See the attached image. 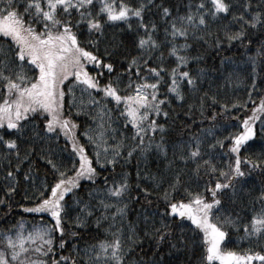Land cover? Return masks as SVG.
I'll return each instance as SVG.
<instances>
[{
	"label": "snow or ice",
	"instance_id": "snow-or-ice-1",
	"mask_svg": "<svg viewBox=\"0 0 264 264\" xmlns=\"http://www.w3.org/2000/svg\"><path fill=\"white\" fill-rule=\"evenodd\" d=\"M0 41V212L20 194L39 218L0 232V264H264V0H0ZM254 44L247 69L224 54ZM209 48L220 67L201 66ZM241 71L243 104L229 98ZM82 114L96 127L78 135ZM134 154L133 177L123 169ZM150 157L163 167L153 172ZM118 165L119 180L102 177ZM244 195L246 222L235 211ZM130 203L143 227L128 222L125 234ZM90 223L107 224L108 238L81 246ZM229 229L248 246L229 248ZM145 239L150 256L137 252Z\"/></svg>",
	"mask_w": 264,
	"mask_h": 264
},
{
	"label": "trees",
	"instance_id": "trees-1",
	"mask_svg": "<svg viewBox=\"0 0 264 264\" xmlns=\"http://www.w3.org/2000/svg\"><path fill=\"white\" fill-rule=\"evenodd\" d=\"M181 11H183V9H181ZM113 33H115L117 36H120L121 33V29H113L112 30ZM259 37V34L257 33V38ZM121 39H124L123 36H120ZM3 41H0V44H2ZM254 50L252 52H248L244 49H240L239 46H236L233 50H231L230 52H225V55H232L233 59L237 62V64L239 65L240 69H247V57L249 56H256L257 53L255 52V47H258V45L254 44ZM213 56H215V52L212 49H208L207 54L205 55V60H206V64L201 65L202 67H209L211 66L212 68H216V67H220L219 65V57H217L215 60L213 59ZM89 71H93V69L91 67H89ZM250 71V70H248ZM248 71H241L239 72V75L241 77V80L236 82L235 88H229V98L230 99H234L237 100L239 103L243 104L247 99H248V95L247 92L245 91V87H246V82H247V74ZM257 71L259 72V62L257 65ZM216 73L213 72L212 73V79L215 80L216 79ZM104 79H106V74L105 77L102 78L101 82H104ZM233 91H235V95L233 96ZM254 100H258V97L255 96V94H253L252 97ZM179 102H176V104H178ZM176 105L174 104V107ZM108 107L111 108L112 104L109 103ZM252 105L249 103L248 104V108H251ZM176 112L179 114V118L177 123H179V120H183V113L182 110L179 107H176ZM235 115H239L240 117H242L244 115V112L241 111L238 114L234 113ZM113 116H115V113H113ZM73 119L76 121V123L79 125V129H78V135L80 132H83L85 130L86 127H88L89 125L92 126V128L96 127V124L92 121V119L89 116H85V115H80L79 117L73 116ZM158 122H162L161 120H159L158 118ZM112 127L117 128L120 132H123L124 137H130L132 134V129L131 126H129L127 129H124L121 126V122L117 121L116 123H114L112 125ZM257 127H259V122H257ZM231 131H235L236 129H230ZM176 132H178V128H176L172 135L173 138H175ZM106 144L104 145V147H108L109 148V152L111 151V146L113 144V140L110 136H108L107 134L104 137ZM116 139L117 140H121V137L119 135H116ZM80 142L81 143H85L84 138L81 136L80 137ZM259 133L257 136V152L259 150ZM60 145L63 146L65 144V141L63 138H61V140L59 141ZM122 143L125 145L124 148L121 149L122 153H126L127 147L132 143L130 139H124L122 141ZM86 147L89 148V155H92V150H91V146L86 144ZM57 151H59V149H57ZM102 154H103V149H101ZM154 151V150H153ZM66 155V153H65ZM256 153H249L250 158H255ZM150 167L151 170L153 172H155L157 165H159L160 167H163V160H157L154 157H150ZM123 163V161L121 162ZM136 165H137V160L135 158V154L133 159L130 160V162L124 167L123 170L127 171L128 173H130L133 177L135 176V171H136ZM141 167H143V164H141ZM121 166L118 165L115 169L114 172L112 171H108V172H103L102 173V177L103 176H109V177H115V179L119 180V176L116 175L117 173L121 172ZM97 171H100L99 168H97ZM39 173L40 175L43 177L46 174V169L43 166V162H41V166L39 168ZM49 177H50V173H48ZM101 178H97L96 180V185L103 187V180ZM81 184L84 186V188H88L91 187V182L87 181V180H81ZM147 186V185H145ZM249 190H251V192L253 193V195L255 193H257L261 187V178L257 175H253L250 180L248 185L246 186ZM24 191V188L22 187L20 192L22 193ZM81 195L83 194V191H81L80 193ZM15 201H17V204L13 205V212L11 215H9L6 219L4 218V216L2 215V212H0V232H3L4 230L12 227L13 225H15L18 221L23 220L26 222L25 227L27 228L28 225L31 224H37L39 222V218L37 216H34L32 214L26 213L24 212L21 208H19V204H24L26 207L27 206H31V203L29 201H25L22 198V195L17 194L15 196ZM155 204V201H154ZM253 206V201L251 196L248 195H244L242 196V198L240 200L237 201V207L235 209V211L239 212L240 215L244 218L245 222L247 220L248 217V212L251 210V207ZM258 206V205H257ZM144 211V208L141 207L140 203H130L129 204V211L125 217V220L123 221L124 224V232L125 234H127V224L128 222H133V223H137L138 227H137V231L140 230V228L143 227L142 223H139L138 220V214L142 213ZM149 211H155V207L151 208ZM45 219L47 220V217H45ZM121 225V221L119 220V217H117V221L115 223V226L111 229V231H115L116 227H120ZM107 227V224H105L103 227L101 228H97L96 225L94 223H90V226L88 227L87 231L82 232L81 236L82 239L80 240V245L83 246L85 243L91 245L96 243V241L101 240V239H105L108 238V234H106L105 232V228ZM141 235H143V233H141ZM229 235L230 237L237 241L236 245H229V248L236 250V251H240L243 248L247 247L248 244L246 241L241 240L240 237L243 236V232H233L231 229H229ZM73 243H75V241H73ZM142 249V251H141ZM137 252H140L141 255L143 254H147L148 256L151 255L152 252V242L148 239H145L143 244L141 245V248H137ZM64 255H68V251H64L63 252ZM147 258V257H146ZM182 259V257L180 258ZM173 264H175V261L173 262Z\"/></svg>",
	"mask_w": 264,
	"mask_h": 264
},
{
	"label": "rangeland",
	"instance_id": "rangeland-1",
	"mask_svg": "<svg viewBox=\"0 0 264 264\" xmlns=\"http://www.w3.org/2000/svg\"><path fill=\"white\" fill-rule=\"evenodd\" d=\"M79 95V93H77Z\"/></svg>",
	"mask_w": 264,
	"mask_h": 264
}]
</instances>
